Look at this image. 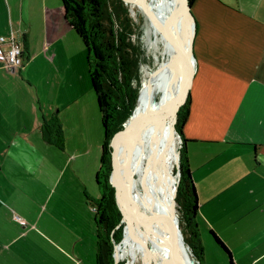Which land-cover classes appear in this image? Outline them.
<instances>
[{
    "label": "crops",
    "instance_id": "obj_1",
    "mask_svg": "<svg viewBox=\"0 0 264 264\" xmlns=\"http://www.w3.org/2000/svg\"><path fill=\"white\" fill-rule=\"evenodd\" d=\"M192 13L184 135L201 243L213 232L234 264H264V0H195ZM11 35L26 60L0 61V264H99L105 136L86 52L61 0H0Z\"/></svg>",
    "mask_w": 264,
    "mask_h": 264
},
{
    "label": "trees",
    "instance_id": "obj_2",
    "mask_svg": "<svg viewBox=\"0 0 264 264\" xmlns=\"http://www.w3.org/2000/svg\"><path fill=\"white\" fill-rule=\"evenodd\" d=\"M61 1L70 30L80 38L86 49L90 87L98 100L102 117L105 142L97 179L101 197L93 200L92 204L97 208L98 263L115 264L114 246L123 240L124 224L121 223L122 214L115 200V188L109 181L112 165L107 160V150L113 135L123 129L130 107L140 93L144 78L143 65L152 64L144 41L143 23L147 20L142 14L137 21L132 16L130 5L124 0ZM194 2L190 0L191 6ZM190 104L189 94L177 114L175 124L182 139L181 177L176 201L185 240L192 248L196 260L203 264V247L198 230V198L185 152L187 139L184 127L189 118ZM210 235L229 255L230 263L234 264L227 247L215 233L211 232ZM119 264L127 263L121 261Z\"/></svg>",
    "mask_w": 264,
    "mask_h": 264
},
{
    "label": "bare ground",
    "instance_id": "obj_3",
    "mask_svg": "<svg viewBox=\"0 0 264 264\" xmlns=\"http://www.w3.org/2000/svg\"><path fill=\"white\" fill-rule=\"evenodd\" d=\"M182 2L183 0H144L146 9L157 19V22L149 21L151 26L170 31L172 57H168L166 78L160 87L154 88L162 66L158 67L157 64L154 69L147 70L140 98L133 112V132L113 154L124 166L123 177L133 189L138 209L132 207L126 191L122 192L120 203L128 213L133 211L129 219L141 235L143 246L150 248L151 264H193L191 255L178 246L173 235V222L169 219L174 212L175 199V179L171 175L170 162H167L176 142L174 114L182 103L183 91L189 78L184 62L186 58L190 59V64L194 67V59L190 55L194 22L190 17L177 21ZM133 4L140 7L135 2ZM154 47L157 50L158 44ZM159 58L157 55L155 59L160 61ZM129 140L131 141L128 142ZM124 232L126 235L123 243L117 247V258L122 260L131 255L133 259L136 255L137 260L140 248L136 236L127 225ZM143 251L146 255L145 247ZM130 264L134 263L131 261Z\"/></svg>",
    "mask_w": 264,
    "mask_h": 264
},
{
    "label": "water",
    "instance_id": "obj_4",
    "mask_svg": "<svg viewBox=\"0 0 264 264\" xmlns=\"http://www.w3.org/2000/svg\"><path fill=\"white\" fill-rule=\"evenodd\" d=\"M127 4H131V2L133 1V3H137L138 5H140L141 10H142V14L144 15L145 19L147 21L150 22H157V19L152 16L150 14V12L146 9L145 5H144V0H124ZM181 13L180 16L178 17V22H180V20H183L185 18H192L193 22H194V29H193V33H192V38H191V47H190V55L191 57L194 59V54H193V41H194V37L196 34V27H195V20H194V16L192 13V6L190 4V0H183L182 2V8H181ZM162 38H163V47H162V52L160 53V61L158 64V67L162 66V70H161V74L159 76V79L155 85L154 88L160 87V85H162V83L164 82L165 78H166V71L168 68V56L169 53L168 51L170 50V31L169 29H162ZM185 62V66L187 67V71L189 73V78L187 80L186 86L184 88L183 91V99H182V103L178 106V108L175 111L174 114V124H176L177 121V114L180 110V108L185 104L189 94H190V90L192 87V83H193V78H194V74H195V69L194 67L191 66L190 64V59L186 58ZM140 94V93H139ZM138 94V96L136 97V99L133 101L130 110H129V115H128V119L126 120L124 127L121 131L117 132L115 137L113 138V140L110 142L109 144V156H110V161H111V165H112V176H111V183L113 185V187L115 188V200H116V204L118 206L119 211L122 214V220L121 223L126 224L127 226H129L137 239V243L138 246L140 248V256H139V264H151L152 261V255H151V251L150 248L147 247L146 245L143 246L142 244V237L139 234L138 230L136 229V226L134 225V223H132L129 219L130 215L133 213V211H129V213L122 207L121 203H120V198L122 195L123 191H126V193L129 194L130 196V204L132 205V207H134V209H138L137 208V204H136V199L134 198V194H133V189L132 187L128 186V184L126 183V180L123 177V172H124V166L121 162H119V158H114L113 154L116 153V151H118V148L125 143L127 140L125 139L128 135L131 134V132H133L132 126L133 123L135 122L134 116H133V108L136 105L138 99L140 98V95ZM143 126V125H141ZM174 129H175V133L177 134V136L179 138H181V135L177 133L175 125H174ZM125 140V141H124ZM131 140H129L128 142H130ZM186 145V142H185ZM181 151H178V156H180ZM179 161V160H178ZM179 172H180V167H179ZM181 173H179L178 175V182H180V175ZM177 190L178 187L175 190V199L173 201V211L176 212V195H177ZM140 212V211H139ZM173 212V215L170 219V221L173 222V228H174V237L175 240L178 244V246L181 248V250L183 252H188L194 263L197 264V260L195 258L194 252L192 250V248L190 247V245L187 243V241L185 240L184 234L180 228V222L179 219L177 217V215ZM135 222L138 223V221L135 219ZM121 243V242H120ZM116 244L114 246V263L115 264H119V259L117 258V247L120 244ZM145 247L146 250V255L144 254L143 248ZM144 259L146 262H144ZM132 262L134 264H136V255L135 258L132 259Z\"/></svg>",
    "mask_w": 264,
    "mask_h": 264
},
{
    "label": "rangeland",
    "instance_id": "obj_5",
    "mask_svg": "<svg viewBox=\"0 0 264 264\" xmlns=\"http://www.w3.org/2000/svg\"><path fill=\"white\" fill-rule=\"evenodd\" d=\"M129 5L131 7L132 16L138 21L139 18L141 17V15H142L141 8L136 6L133 3H131ZM143 26H144V29H145L144 41H145L146 48H147V51L149 53V56H150V59H151V63H152L151 66L143 65V73H144L143 81H144V79H145V77L147 75V70L149 68L150 69H154L157 66V64H159V61L156 60L155 58H156L157 55L160 56V53L162 52V47H163V38L162 37L163 36H162V28L161 27L156 28L154 26H151L149 21L144 22ZM79 40H80V38H79ZM80 43L82 45V48L86 52V49L84 48L83 42L81 40H80ZM156 44H158L157 50L155 49L156 47H154V46H156ZM168 53H169V51H168ZM86 55H87V52H86ZM169 56L172 57L171 48H170ZM194 69H195V61H194ZM87 78L89 80V84L91 85L88 73H87ZM141 87H142V85H141ZM93 94H94V92H93ZM94 97L96 99V101H95V107H96L95 112L97 111L96 113H97V115H99L100 111H99V107H98V100H97L96 96H94ZM102 127H103V125H102ZM103 132H104V130H103ZM115 135H113V137L111 138L110 142L113 140ZM175 138H176L175 139L176 142H175V144H174V146L172 148V152L170 153V158L167 160V162H170L171 175L175 179V183H174V187L175 188H174L173 192H175L177 186L179 187V184H180V182H178V175L180 173L179 172L180 156H178V151L181 150V148H182V139L179 138L176 133H175ZM110 142H109V144H110ZM107 160L108 161L110 160V158H109V147H108V150H107ZM111 176H112V168H111V171H110V174H109L110 183H111ZM111 185H112V183H111ZM177 192H178V190H177ZM176 198H177V195H176ZM178 208L179 207H178V204H177V201H176V208H175L176 212H175V214L177 215V217H178ZM124 229H126V224H124L123 229H122V239H124L123 236L126 235V232H124ZM122 243L123 242L121 240L120 244H122ZM120 244L118 246H120ZM202 247H203V257H202V263L203 264H231L229 255L219 245H217L213 241V239H212V242H210V244L206 245V247H205L204 243H202ZM139 251L140 250H138V256H137L136 264H139V256H140ZM130 258H131V255H127L124 259L120 260L119 263L121 261H126L127 264H130L129 260H130V262L132 261V258L131 259ZM191 260H192L193 264H196V263H194L192 257H191ZM197 264H200V262L198 261Z\"/></svg>",
    "mask_w": 264,
    "mask_h": 264
},
{
    "label": "built area",
    "instance_id": "obj_6",
    "mask_svg": "<svg viewBox=\"0 0 264 264\" xmlns=\"http://www.w3.org/2000/svg\"><path fill=\"white\" fill-rule=\"evenodd\" d=\"M10 47L6 50L3 49V45L8 44ZM26 58L24 51L21 46L17 44L14 40V36L11 37H0V61L4 63L7 67L15 69L22 67L24 65ZM94 211H97V208H93ZM22 224H25L24 221H21Z\"/></svg>",
    "mask_w": 264,
    "mask_h": 264
},
{
    "label": "flooded vegetation",
    "instance_id": "obj_7",
    "mask_svg": "<svg viewBox=\"0 0 264 264\" xmlns=\"http://www.w3.org/2000/svg\"><path fill=\"white\" fill-rule=\"evenodd\" d=\"M179 184V183H178Z\"/></svg>",
    "mask_w": 264,
    "mask_h": 264
}]
</instances>
